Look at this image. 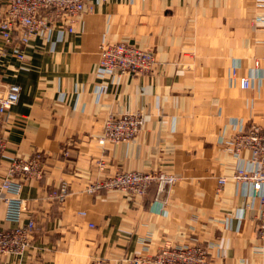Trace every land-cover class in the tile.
Masks as SVG:
<instances>
[{
    "label": "crops",
    "instance_id": "1",
    "mask_svg": "<svg viewBox=\"0 0 264 264\" xmlns=\"http://www.w3.org/2000/svg\"><path fill=\"white\" fill-rule=\"evenodd\" d=\"M257 16L264 17V0H106L75 31L56 28L32 41L26 66L5 58L2 83L19 84L21 95L0 118L7 139L0 175L14 156L49 155L44 180L22 190L38 224L24 264H130L166 239L206 245L209 264H264L254 218L260 201L251 183L232 177L251 164V153L235 156L227 144L239 131L264 127V22ZM119 40L153 50L154 72L100 75L101 44ZM235 65L251 78L249 88L231 78ZM138 110L144 121L135 139L99 143L111 114ZM101 158L111 170L165 171L179 180L152 185L145 198L98 196L85 188L105 174ZM62 181L65 200L47 199ZM4 216L1 204L0 228L9 225ZM2 263L18 264L12 256Z\"/></svg>",
    "mask_w": 264,
    "mask_h": 264
},
{
    "label": "built area",
    "instance_id": "2",
    "mask_svg": "<svg viewBox=\"0 0 264 264\" xmlns=\"http://www.w3.org/2000/svg\"><path fill=\"white\" fill-rule=\"evenodd\" d=\"M106 0H0V66L7 56L17 59L26 66L27 49L38 38L47 39L56 28L70 32L76 30L87 11L94 9V3ZM257 21H264L257 17ZM100 75L151 73L156 66V57L151 52H140L130 48L128 43L105 41L100 47ZM257 65V64H256ZM237 69V65H235ZM0 71V118L9 114L18 103L21 86L16 83L3 84ZM242 88H249L251 78L239 76ZM144 118L139 111L111 114L105 121V128L99 143L129 142L135 139L143 125ZM228 147L239 156L243 150L251 153L249 166L238 165L233 173L236 182L252 184L251 196L258 198L260 207L255 218L258 235L264 238V127L252 126L239 131L227 141ZM7 139L0 133V160L6 149ZM67 155V152H64ZM49 159L42 151L29 156H14L3 175H0V206L5 205L4 221L9 225L0 228V264L4 257H14L18 264H24L22 258L32 251V243L37 232V218L32 211L28 213L26 199L22 196L24 185L41 183L46 175L45 163ZM104 175L90 180L85 190L99 194L101 190L123 191L129 197H146L152 185L163 188L176 182L177 177L167 174L156 175L125 171L113 168L106 159L97 163ZM227 176L219 177L220 187L227 183ZM69 193V187L62 181L51 188L47 199L63 202ZM90 226L93 227V224ZM164 246L152 257L142 255L126 259L130 264H209L210 254L204 244L174 245L165 241ZM91 264H108L104 259H94Z\"/></svg>",
    "mask_w": 264,
    "mask_h": 264
},
{
    "label": "rangeland",
    "instance_id": "3",
    "mask_svg": "<svg viewBox=\"0 0 264 264\" xmlns=\"http://www.w3.org/2000/svg\"><path fill=\"white\" fill-rule=\"evenodd\" d=\"M257 17H263V16H257ZM256 17V18H257ZM256 18H255V21L256 22H262V21H257L256 20ZM264 18V17H263ZM264 22V21H263ZM121 43H128V45L130 46V48L131 49H133V50H136V51H140V52H144V51H147V52H151L153 55H154V57H156V66H157V63H158V59H157V56H156V54L154 53V51L153 50H151V49H149V48H147V47H142V46H138V45H133V44H131V43H129L128 41H125V40H119V41H117V44L118 45H120ZM103 44V43H102ZM102 44H101V46H102ZM99 60H100V56H99ZM99 61H98V67H99ZM255 64H259V60H256L255 61ZM156 66H155V68H156ZM97 67V69H98V72L100 73V71L102 70H100L99 71V68ZM155 68H154V70H155ZM236 67L234 66V67H232V72H231V78H234V79H236L237 78V75H236V71H237V73H238V68L237 69H235ZM154 70H153V72H154ZM153 72H151V73H153ZM144 74H149V73H139V74H135V75H133V74H124V75H122L123 77L124 76H126V75H132V76H139V75H144ZM238 79V78H237ZM239 80V79H238ZM139 111V114L141 115V117L142 118H144V114H143V112L142 111H140V110H138ZM125 113V112H124ZM120 114H123V113H119V115ZM107 120V119H106ZM104 128H105V125H104ZM104 128H103V132H104ZM111 165V164H110ZM116 168L118 169V170H125V171H137V172H140V173H143V174H145V173H152V174H156V175H161V174H167V175H170V176H172V177H177V180H176V182L179 180V177L177 176V175H175V174H173V173H168V172H165V171H147V170H141V169H127V168H122V167H120V166H116ZM175 183V182H174ZM154 185H157V184H154ZM152 187V186H151ZM122 193L124 196H126L127 198H129V199H136V198H145V197H129L127 194H125V193H123V191H120V190H117V191H109V190H106V189H103V190H101V192L98 194V196H103V195H105L106 193ZM102 193H103V195H102ZM167 241H170V240H168V239H166ZM165 240V241H166ZM165 241H164V243H165ZM171 243H172V241H170ZM163 243V245L162 246H164L165 244ZM172 244H174V243H172ZM174 245H177V244H174ZM139 255H142V254H139ZM144 256H147V257H152L153 255H155V254H149V253H146V254H143ZM135 256H137V255H135Z\"/></svg>",
    "mask_w": 264,
    "mask_h": 264
}]
</instances>
